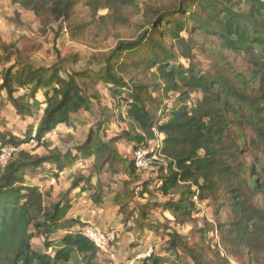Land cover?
I'll use <instances>...</instances> for the list:
<instances>
[{
	"label": "trees",
	"instance_id": "obj_1",
	"mask_svg": "<svg viewBox=\"0 0 264 264\" xmlns=\"http://www.w3.org/2000/svg\"><path fill=\"white\" fill-rule=\"evenodd\" d=\"M12 4L33 13L45 27L58 24L57 36L69 33L73 41L83 42L92 29L131 25L137 15L140 31L131 40L119 39L109 53L92 54L79 71L67 67L68 60L36 67L0 37V92L20 118L41 112L23 137L0 119V154L7 147L20 149L32 142L46 150L38 155L20 149L5 166L0 164V264L73 260L101 264L100 248L85 234L94 225L70 216V196L81 188L102 206L103 190L93 185L92 177L104 171L125 177L114 198L121 213L127 211L122 199H147L135 210L142 227L162 231L167 251L185 253V258L179 257L181 264H231L219 252L208 257L211 233H217L228 255L264 264V168L255 153L264 149V0H12ZM205 46L215 58L208 71L194 54ZM219 47L243 57L244 68L236 69L217 51ZM100 85L117 97L118 114L102 103ZM171 95L176 96L175 105L169 108ZM94 104L101 114L97 131L91 130L82 145L51 148L48 136L60 125L72 128L81 112L94 113ZM114 119L125 129L106 140L100 133L107 132ZM154 131L162 136L168 167L149 178L117 144L129 143L135 151L156 139ZM90 158L92 175L76 179L69 192L50 205L40 186L26 181L38 172L59 181L77 161ZM201 204H207L216 218L214 223L202 219L203 227L191 230L199 235L194 243L150 220V211L161 208L178 225L187 226L198 222ZM132 215L129 212L127 218ZM39 238L54 255L34 249L32 242ZM167 263L152 252L133 264Z\"/></svg>",
	"mask_w": 264,
	"mask_h": 264
},
{
	"label": "rangeland",
	"instance_id": "obj_2",
	"mask_svg": "<svg viewBox=\"0 0 264 264\" xmlns=\"http://www.w3.org/2000/svg\"><path fill=\"white\" fill-rule=\"evenodd\" d=\"M105 14L106 11L100 12V15ZM85 19L87 20L88 18L85 16ZM138 19L140 18L137 15L131 25L117 29L110 27L107 29L100 28V30L92 29L88 32L83 42H78L71 40L69 33L57 36L58 24L45 27L43 21L37 19L33 13L12 4V0H0V37L8 46H14L15 50L20 52L22 58L28 57L36 67L50 66L53 63L68 60L69 62L66 66L79 71L89 64L88 60L92 54L109 53L115 48L119 39L131 40L135 38L140 31L137 26ZM209 47L205 46L204 49H197L194 52L195 61L199 63L202 69L207 71L215 61V58L211 57L207 51ZM212 48L215 49V47ZM217 51L225 59L233 63L236 69L244 68L243 57H239L235 53L224 50L221 47ZM14 61L15 58H13L10 64L14 63ZM181 62L188 65L184 59H181ZM98 90L101 94L102 103L110 107L112 112L118 114V110L115 109L118 103L117 97H113L103 85H100ZM170 97L171 100L167 103L169 108L175 105L176 96L171 95ZM5 99L6 94L0 92V119H6L8 121L7 127L13 130L16 136L23 137L28 125H36L38 123L41 112L33 118H20ZM93 109L94 113L84 111L76 116L72 128L63 125L58 126L56 131L48 136L47 141L50 143L51 148L62 146L63 150H65L84 144L88 139L90 131H97L96 124L99 122L101 116L98 104H94ZM124 129V125L118 119H114V121L112 120V124L110 122L108 131L104 130L100 134L104 139L110 140L120 135ZM117 147L124 156L130 159L133 158L134 149L131 144L121 141L117 144ZM20 149L32 154H46V150L38 148L35 142L27 144ZM255 153L264 168V149L258 148ZM249 161L251 160L249 159ZM93 165V158L81 159L61 173L59 181H56L53 176L44 178L42 172H38L36 175L29 174L26 177V181L27 183L39 185L46 195V205H50L58 201L62 195L68 193L72 183L76 179L79 177H90L94 172ZM124 181V175L115 176L105 171L92 177L93 185L101 186L105 196L104 204L100 207L90 199L88 193L82 194L81 188L74 190L70 196L73 200V209L70 216H79L83 221L90 219L97 230L105 234H114L115 240L110 244L109 249L107 248V252L100 249L101 264H133L149 256L152 252L165 257L168 261L167 264H181L182 260L179 257L185 258V253L174 254L167 251L166 239L163 237L162 231L155 232L149 228L142 227L140 214L135 212V210L140 205L147 203V199L130 196L122 199L120 204L124 205L123 207L127 211L126 213H121V206L119 207L115 204L114 198L119 190L122 189ZM160 201L164 202L165 200L161 199ZM199 209L200 212L196 216L198 222L187 226L178 225L172 215L161 208L152 209L149 214L150 220L157 227L167 226L173 228L181 235L187 236L190 243H194L199 239V235L192 234L191 230L196 226L199 228L203 227L202 219H207L209 222L214 223L216 218L207 204H201ZM129 212H133L131 218H127ZM227 214L225 212L222 215L223 219L227 218ZM206 242L207 246L210 247V250H207L209 258H214L213 252H219L222 257H227L231 264H249L247 259L240 260L228 255L217 233L209 234ZM44 243V239L39 238L35 239L32 245L36 250L54 255L52 250H45ZM189 263L192 264L191 262ZM69 264H76V261L73 260Z\"/></svg>",
	"mask_w": 264,
	"mask_h": 264
},
{
	"label": "built area",
	"instance_id": "obj_3",
	"mask_svg": "<svg viewBox=\"0 0 264 264\" xmlns=\"http://www.w3.org/2000/svg\"><path fill=\"white\" fill-rule=\"evenodd\" d=\"M156 139L149 142L148 145L142 146L134 151L133 160L135 167L142 172L146 177L156 178L164 169L167 172V159L162 154V136L156 131ZM36 134H34L35 136ZM18 151L14 147H7L2 150L0 154V164L5 166L12 156ZM162 185V182L158 183V187ZM86 236L94 242L101 250L107 252V248L112 242H114V234H105L96 228H89L85 230Z\"/></svg>",
	"mask_w": 264,
	"mask_h": 264
},
{
	"label": "crops",
	"instance_id": "obj_4",
	"mask_svg": "<svg viewBox=\"0 0 264 264\" xmlns=\"http://www.w3.org/2000/svg\"><path fill=\"white\" fill-rule=\"evenodd\" d=\"M60 180V179H59ZM86 221H89V222H91L92 223V220H90V219H87ZM93 225H94V223H92Z\"/></svg>",
	"mask_w": 264,
	"mask_h": 264
}]
</instances>
